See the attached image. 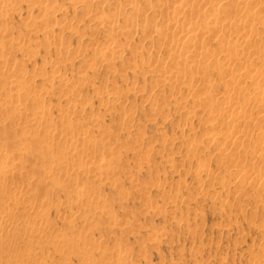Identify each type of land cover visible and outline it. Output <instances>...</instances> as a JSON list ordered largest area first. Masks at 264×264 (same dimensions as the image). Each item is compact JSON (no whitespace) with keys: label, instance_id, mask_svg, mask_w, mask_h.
Wrapping results in <instances>:
<instances>
[{"label":"rangeland","instance_id":"1","mask_svg":"<svg viewBox=\"0 0 264 264\" xmlns=\"http://www.w3.org/2000/svg\"><path fill=\"white\" fill-rule=\"evenodd\" d=\"M128 1L8 0L0 6V14H3V17L0 15V28L3 27L0 29V101L4 100L0 102V149L6 153L7 148L16 150L20 144L28 143L27 152L19 148V154L18 150H12L7 159L0 150V162L5 158L19 163L21 154V160L27 161L22 160L26 167L19 163L23 169L15 175L9 178L0 175V196L4 195L0 198V211L9 210L11 202L7 199L15 194L21 199L23 196V201L29 199L22 207H17L25 210H20L22 213L10 206L14 213L11 221L22 223L21 228L10 230L4 225L1 234L11 239L20 237L21 241L16 243L19 246L14 243L15 247L0 242V264L3 260H6L4 264H22V258L25 259L23 264L39 261L38 264H264L263 180L257 184L243 181V177L248 176L246 173L250 174V180L259 172L264 175V142L258 140L264 137V125L243 121L235 131L250 135L244 144L242 141L241 146L233 149L239 155L235 157L236 152L233 154L232 149L224 148L217 136H230L234 132L235 138L240 133L229 125L226 120L229 115L224 111L223 119H220L221 113L211 124L210 114H214L216 103L199 102L204 94H213L214 102L222 105L223 101L225 105L228 89L225 83L229 78L212 71L207 75L191 74L193 64L174 56L173 37L178 39L179 36H160L161 30L165 31L163 24L167 18L164 16L167 17L171 6L182 9L176 21H182L179 23L187 28H198L199 14L211 10L214 3L201 9L207 0H189L187 6L191 8L188 9L183 6L187 0L176 1V4L174 0H163L159 7L158 0ZM259 1L248 0L246 9L264 17V7H258ZM193 6H197L196 12H192ZM228 7L223 12L231 18L227 19L231 27L223 33L227 34L223 35L224 41H237L245 48L239 35L247 33L251 25L245 20L241 33L240 24L236 28L234 21L244 22L247 12L235 5ZM185 10L188 13L184 15ZM110 16L117 20L115 26L109 23ZM256 26L263 33L254 38L258 43L247 48V56L243 57L246 62L235 58L232 68L234 66L236 71L243 73L245 67L264 66V60H249L248 56L250 53L252 57L264 56V31ZM191 44L209 48L214 56L221 52L214 65L223 64L224 49H219L215 39ZM174 68L176 78L171 71ZM17 80L19 84L12 87ZM243 83L242 88L253 92L250 79L245 78ZM204 86L209 88V93H205ZM26 87L28 98L22 93ZM21 94L26 97H22L25 102ZM245 99L239 95L230 111L241 108ZM263 113L250 108L254 118H264ZM79 130L85 135L77 144L73 138ZM25 132L30 136L24 139ZM68 139L73 141L72 145L62 141ZM257 143L260 146L257 147ZM86 145L88 149L83 151ZM252 154L255 156L251 157ZM99 155H108L110 161L101 167L103 178L98 176L100 169L94 172L93 168H88L89 162L100 159ZM86 163L88 169L87 172L84 169V173ZM58 166L65 169L56 172L54 168ZM26 171L32 178L25 177ZM1 180L5 183L1 184ZM23 190V194H19ZM76 196L79 198L75 199ZM37 204L39 208H35ZM34 217L36 220L32 221ZM35 224L42 229L38 239L26 228ZM22 227L23 232H19ZM56 236L64 240L61 248L58 239V244L52 242Z\"/></svg>","mask_w":264,"mask_h":264},{"label":"bare ground","instance_id":"2","mask_svg":"<svg viewBox=\"0 0 264 264\" xmlns=\"http://www.w3.org/2000/svg\"><path fill=\"white\" fill-rule=\"evenodd\" d=\"M29 1V0H28ZM81 1V0H80ZM130 1H132V0H130ZM130 1H128V2H130ZM163 0H158L157 2H156V4L158 5V7L159 6H161V5H159V4H163L164 3V1L162 2ZM176 1H178L179 2V0H174V2L173 3H175ZM181 1V0H180ZM183 1V0H182ZM203 1V0H202ZM206 0H204V2H205ZM252 1V0H251ZM10 2V1H9ZM24 2V1H23ZM178 2H177V4H178ZM184 2H185V0H184ZM188 2H190L189 0H187L185 3V5H183L184 3L183 2H181L182 3V5L183 6H187L188 5ZM200 2H201V0H200ZM248 2V0H207L206 1V3H208V4H206V3H204V4H202V7H201V9L202 8H205V6L206 5H209V3L210 4H212V3H214V6H213V4H212V8H211V10L209 9L208 11H205L204 13H203V11H202V13H201V15L199 14V23L200 24H198L199 25V27H198V25L197 24H195L198 28H187V27H185L183 24H180L179 22H182V21H176V20H178V18L182 15V9H181V7L180 6H178V7H175V8H173L172 6V8L170 7V10L171 11H169L168 13H167V17L166 16H164L165 18H167V19H165L164 20V27H165V31H163V30H161L162 31V33L160 32V36H162V35H164L165 37H171V36H179V38L178 39H175L176 37H173V42L174 43H172V44H174L173 46H174V52H175V54H174V56H176L178 59H182V60H184V61H187L186 63H188V62H191L192 64H193V70L194 71H192L191 72V74H195L196 72H199V73H202V74H205V75H207V73L209 72V71H212V72H217L219 75H224V78H229L228 79V81H226V86H227V94H225L226 95V97L224 98V100H225V105H226V107H225V105H224V102L222 101V105H218L217 104V102H214V99H213V97H214V95L212 96V95H206L205 96V94H204V91H205V93L207 92V93H209L208 92V89L207 88H205V86H204V88H205V90L204 91H202V93L204 94H202L201 93V96L203 95L204 96V98L203 99H201L202 101H200L199 103H201V102H203V103H216L215 104V109H213L215 112H214V114H212L211 113V111H210V116H211V118H213V122H211V124H213L214 123V121L215 120H217V118H218V116H219V118H220V114H221V118L220 119H223V111L224 112H227L228 114L227 115H229L228 117H227V121H228V123H229V125L230 126H232V127H234L233 128V130L235 131H238L236 128H238V126H239V124L240 123H242L243 121L245 122V121H247L248 123H251V122H254V123H258V125H260V124H262L263 123V125H264V118H262L263 116H260V118L261 119H258V118H254L253 117V115H250V108H252V109H257V111L259 112V114L260 113H262L263 111H264V101H263V96H264V66L263 67H261V68H254V67H245L244 69H243V73L242 72H240V71H236L235 70V68H234V66H233V68H234V70H233V68H232V65L234 64V62L236 61V57H239V59H240V62L242 61H244V62H246L244 59H243V57H245V56H247V48H251V47H253L254 46V44L255 43H258V42H254V38L255 37H257L258 35L260 36V32L261 33H263L262 31H260L259 32V29L257 28L258 26H256V25H259V28H263V31H264V17H259V15L258 14H254V13H252L250 10H248V9H246L247 7H246V3ZM6 3H8V0H0V6H3V5H5ZM15 2H13V4H14ZM32 3V2H31ZM81 3V2H80ZM154 3V2H153ZM153 3H151V4H153ZM193 3H196V2H193ZM199 3V2H198ZM12 4V3H11ZM28 4V3H27ZM39 4V3H38ZM41 4V3H40ZM129 4V3H128ZM166 4V3H165ZM176 4V3H175ZM15 5V4H14ZM30 5V4H29ZM129 5H131V4H129ZM180 5V4H179ZM181 5V6H182ZM193 5H195V4H193ZM204 5V6H203ZM231 5H235V8L237 7L238 9H240V10H245L246 12H247V15L245 16V18H244V22H243V20H241V19H236L234 22H235V27L237 28L238 26H239V24H240V26L238 27L239 29V31H241V33H242V27H244L245 26V20H246V23H248V24H250L251 25V28L249 29V31L246 33L245 32V34H240L239 36H241L242 38V41L245 43H243L244 45H242V46H244L245 48H243V47H241V44L239 45L238 44V42L237 41H230V42H228V43H226L228 40H225L224 41V38H223V35L224 36H226L227 34V32L226 31H228L229 29H230V27H231V25H230V27L228 26V23L230 24V19L231 18H229L228 16H225V15H227V13L225 12V15H224V9H226L227 8V10H228V6H230V8H231ZM13 6V5H12ZM38 6V5H37ZM132 6H134V5H132ZM153 6H154V4H153ZM156 6V5H155ZM174 6V5H173ZM190 6V5H189ZM201 6V5H200ZM6 7V6H5ZM14 7L15 6H13V8L12 9H14ZM18 7V6H17ZM32 7H34V5L32 6ZM152 7V6H151ZM163 7V6H162ZM194 7V6H193ZM195 7H197V6H195ZM195 7H194V10H192V12L194 11V12H196L195 11ZM258 7H261V8H263L264 7V0H260L259 1V6ZM9 7L7 6V9H8ZM11 8V7H10ZM39 8H40V6H39ZM135 8V7H134ZM168 8V7H167ZM182 8H184V7H182ZM187 8H188V6H187ZM189 8H191V7H189ZM188 8V9H189ZM5 9V8H4ZM12 9H10V11L12 10ZM17 9V8H16ZM19 9V8H18ZM51 9H53V8H51ZM154 9V8H153ZM186 9V8H185ZM233 9V8H232ZM9 10V9H8ZM42 10V9H41ZM58 10V9H57ZM56 10V11H57ZM147 10V9H146ZM165 9H163V11H164ZM200 10V9H199ZM198 10V11H199ZM4 11H6V9L4 10ZM13 11H15L14 13H16L17 11L16 10H13ZM19 11V10H18ZM55 11V12H56ZM59 11V10H58ZM57 11V12H58ZM187 10H185L184 11V15H185V13H188V11L186 12ZM226 11V10H225ZM236 11V10H235ZM41 12H43V11H41ZM54 12V13H55ZM136 12V11H135ZM158 12V11H157ZM167 12V11H166ZM165 12V13H166ZM200 12V11H199ZM198 12V13H199ZM238 12H239V10H238ZM245 13V12H244ZM243 13V14H244ZM1 15V14H0ZM13 15V14H12ZM188 15L189 14H187V17L186 18H189L188 17ZM192 15H194V14H192ZM256 15H258V16H256ZM101 16V15H100ZM104 16V15H103ZM102 16V17H103ZM195 16H196V14H195ZM1 17H3V14L1 15ZM108 17V16H107ZM112 16H110V18H109V23L111 22V25L112 26H115V22L117 21L116 19V21L113 19V18H111ZM182 17H185V16H182ZM193 17V16H192ZM227 17V18H226ZM97 18V17H96ZM105 18V17H104ZM194 18V17H193ZM196 18V17H195ZM194 18V19H195ZM229 18V19H228ZM3 19V18H2ZM48 19V18H47ZM100 19V17L97 19V20H99ZM102 19V18H101ZM183 19V18H182ZM229 21H228V20ZM104 20V19H103ZM106 20V19H105ZM104 20V21H105ZM184 21L185 20H188V19H183ZM2 21V20H1ZM32 21V20H31ZM231 21H233V19L231 20ZM3 22H5V21H3ZM189 22H192V20H189ZM188 22V23H189ZM233 22V23H234ZM96 23V22H95ZM101 23V22H100ZM183 23V22H182ZM188 23H186V26H188ZM197 23V22H196ZM31 24V23H30ZM34 24V23H33ZM103 24V23H102ZM191 24V23H190ZM193 24V23H192ZM2 25H3V23H2ZM100 25V24H99ZM98 25V26H99ZM194 25V24H193ZM1 26V25H0ZM6 26V25H5ZM31 26V25H30ZM192 26V25H191ZM163 27V28H164ZM193 27V26H192ZM247 27V26H246ZM250 27V26H249ZM2 28V30H3V27H1ZM0 28V29H1ZM146 28V27H145ZM227 28H229V29H227ZM7 29V28H6ZM5 29V30H6ZM120 29H121V27H120ZM122 29H123V27H122ZM162 29V28H161ZM9 30V29H8ZM28 30V29H27ZM26 30V31H27ZM30 30V29H29ZM145 30V29H144ZM1 31V30H0ZM160 31V30H159ZM236 31V30H235ZM31 32V31H30ZM49 32V31H48ZM145 32V31H144ZM224 32H226L225 34H223ZM27 33V32H26ZM153 33V32H152ZM159 32H157V34H158ZM237 33H239V32H237ZM6 34V33H5ZM219 34H222V35H219ZM238 35V34H237ZM236 35V36H237ZM1 37H2V35H0ZM151 36V35H150ZM158 36H159V34H158ZM148 37H149V35H148ZM226 38V37H225ZM216 40V43H217V45L219 46V49L221 50V48H223L224 50H223V52H222V57H223V64L221 65L220 63H218V65H216V63L218 62L217 61V54H218V52H217V54H216V56H214L211 52H209V48H207L206 47V49L205 48H203V47H196V46H193L192 44H191V42L192 41H198V44L197 45H199V41H201V42H207V41H213V40ZM235 39V38H234ZM182 40H185V42H183ZM233 40V39H232ZM236 40V39H235ZM10 41V40H9ZM196 43V42H195ZM19 44V43H18ZM171 44V45H172ZM190 44V45H189ZM210 44V43H209ZM14 45V44H13ZM8 46V45H7ZM17 46V45H16ZM207 46V45H206ZM17 47H20V46H17ZM221 47V48H220ZM16 48V47H15ZM23 48V47H22ZM109 48V47H108ZM9 49V48H8ZM17 49V48H16ZM113 49V48H112ZM172 49V48H171ZM171 49H169L170 51H171ZM209 49V50H208ZM21 50V49H20ZM23 50V49H22ZM21 50V51H22ZM25 50V49H24ZM20 51V52H21ZM26 51V50H25ZM24 51V52H25ZM221 52H219V54H220ZM218 54V55H219ZM1 55V54H0ZM173 55V54H172ZM252 54L250 53L248 56H250L249 57V60L252 58L253 60L255 59V60H258V61H263L264 60V56L263 55H257L256 57H252L251 56ZM174 56H173V58H174ZM221 56V55H220ZM242 59V60H241ZM252 60V62L254 63V61ZM175 61V60H174ZM210 61V63H208ZM3 62V61H2ZM214 62H216L215 63V65H214ZM251 62V63H252ZM189 64V63H188ZM191 66V65H190ZM175 67H176V65H175ZM182 68H183V66H182ZM185 68V67H184ZM189 68V67H188ZM191 68V67H190ZM180 69V68H179ZM211 69V70H210ZM175 70V68L174 69H172L171 71H173V76H174V73L176 72V71H174ZM177 70H178V68H177ZM188 70V69H187ZM192 70V69H191ZM179 71V70H178ZM190 71V70H189ZM188 71V72H189ZM185 72V71H184ZM0 73H1V71H0ZM180 73V72H179ZM178 73V76L177 77H179L180 76V74ZM190 73V72H189ZM170 74H171V72H170ZM181 74H182V71H181ZM187 74V73H186ZM171 75V77H173ZM188 75V74H187ZM192 75V76H193ZM197 75V74H196ZM2 76V75H1ZM11 76V75H10ZM182 76V75H181ZM191 77V76H190ZM208 77V76H207ZM174 78H176V76H174ZM173 78V79H174ZM245 78L247 79H250L251 80V83H253L252 84V86H254V89H253V92H249L248 91V88H246V87H243V88H245V90L241 87V84L243 83V80H245ZM9 80V79H8ZM28 80H30V81H32L31 79H28ZM16 81V80H15ZM29 81V82H30ZM222 81V80H221ZM9 82V81H8ZM18 82V83H17ZM17 82H16V84L15 83H13V81H12V83H13V86L12 87H15V86H17V84H19V80H17ZM166 82V81H165ZM176 82V81H175ZM245 82V81H244ZM22 83V82H21ZM24 83V82H23ZM27 83V82H26ZM193 83V82H192ZM196 83V82H195ZM222 83V82H221ZM251 83H250V85H251ZM177 84V83H176ZM187 84V83H186ZM244 84V83H243ZM245 84H246V82H245ZM173 85V84H172ZM190 85V84H189ZM194 85V84H193ZM25 86V85H24ZM23 86V87H24ZM157 86H158V84H157ZM208 86V85H207ZM251 86V87H252ZM187 87H189V86H187ZM190 87H192L191 85H190ZM212 87V86H211ZM20 88H22L21 87V85L19 86V90H20ZM159 88V87H158ZM242 88V89H241ZM253 88V87H252ZM11 89H13V88H11ZM14 89H16V88H14ZM18 89H16V90H18ZM192 89H193V87H192ZM247 89V90H246ZM251 89V88H250ZM18 90V91H19ZM26 90H27V87H26V89L24 88V92H22V93H24V94H21V99L25 102V100H24V98H26L27 96H26ZM190 90V89H189ZM9 91H11V90H9ZM20 92V91H19ZM238 92V93H237ZM188 94H189V91H188ZM22 95H24V96H26V97H24V96H22ZM242 96L243 97V100L245 99V102H244V104H242V106H241V108H239V109H235L234 108V110L232 111V108H231V111H230V106L232 105V107H233V103H234V105L235 104H237V99H238V96ZM1 96V95H0ZM16 97H17V95H16ZM22 97H24V98H22ZM28 98V97H27ZM33 98V97H32ZM114 98V97H113ZM215 98V97H214ZM30 99V98H29ZM9 100H10V98H9ZM27 100V102H28V99H26ZM32 100V102H33V100L34 99H31ZM196 100H197V98H196ZM195 100V102H197ZM2 101H4L3 100V98H2V100L0 101V102H2ZM16 101V100H15ZM21 102L20 101V99H19V102H21V103H24V102ZM36 101V100H35ZM39 102V101H38ZM37 101L35 102V103H38ZM17 103V102H16ZM194 103V102H193ZM1 104H4V103H1ZM28 104H30L29 102H28ZM34 104V103H33ZM22 105H24V104H22ZM36 105V104H35ZM203 105V104H202ZM206 105V104H205ZM202 107V106H201ZM211 107V106H210ZM254 107V108H253ZM207 108H209V107H207ZM209 109H211V108H209ZM252 111V110H251ZM209 112V111H208ZM216 113L218 114V115H216ZM252 113V112H251ZM194 114V113H193ZM225 114V113H224ZM264 114V113H263ZM189 115V114H188ZM226 115V114H225ZM19 116H20V114H19ZM21 116H23L24 117V114L23 115H21ZM210 116L208 115V118H210ZM258 116V115H257ZM9 117H10V119H11V115L9 114ZM194 117V116H193ZM259 117V116H258ZM29 118V117H28ZM226 118V117H225ZM224 118V119H225ZM25 119V118H24ZM32 120H34L33 118H32ZM32 120H29L30 122L32 121ZM210 120V119H209ZM35 121V120H34ZM33 122V121H32ZM65 122H67V121H65ZM64 122V123H65ZM69 122V121H68ZM218 122H220V121H218ZM221 122H223L222 120H221ZM243 122V123H244ZM247 122H245V123H247ZM217 123V122H216ZM66 124V123H65ZM227 124V123H226ZM228 125V126H229ZM230 126H229V129H230ZM241 127V126H240ZM241 130V129H240ZM259 130H261V126H260V128H259ZM235 131V132H236ZM262 131V130H261ZM21 132V131H20ZM22 132H24V130H22ZM46 133L48 132V131H45ZM82 132V131H81ZM80 132V130H79V133H78V135H77V133H74L75 134V138H73V139H75V141H76V143H77V141L79 142V140H82L83 139V135H85V132L83 131V133H81ZM232 132V131H231ZM263 132H264V130H263ZM46 133H45V135H46ZM230 132L228 131V133L227 134H229ZM236 133H238V132H236ZM240 133V134H239ZM238 134V136L237 137H233L232 135H234V132H233V134L232 135H230V136H221V135H219V136H217L216 134V136L218 137V140L219 141H221V143L222 144H224L225 146H224V148L225 147H227L228 149H232L231 151L233 152V149H235V148H238V145H240L241 146V142L243 141V144H244V140L246 139H249V135L250 134H248V133H246V132H244V131H242V132H239ZM261 133V132H260ZM26 134H28V135H26ZM47 134H49V133H47ZM218 134V133H217ZM227 134H225V135H227ZM51 135V134H50ZM77 135V136H76ZM237 135V134H236ZM264 135V134H263ZM26 136H30L29 135V133L27 132H25V134H24V139L26 138ZM31 136H32V134H31ZM214 135H212V137H213ZM233 138H232V137ZM261 135L259 134L258 135V137H260ZM47 136H45V138H46ZM74 137V136H73ZM86 137V136H85ZM262 137V136H261ZM260 137V139H258V140H261V142L263 143L264 141H263V139H264V137H262L261 138ZM49 138H51V137H49ZM60 138V137H59ZM64 138V137H63ZM58 139V138H57ZM77 139V140H76ZM211 139H213V138H211ZM28 140H31V137H30V139H28ZM48 140H51V139H48ZM66 140V139H65ZM65 140H62V141H64V144H70V145H72V142L73 141H70L69 139L67 140V141H65ZM218 140H216V141H218ZM257 140V139H256ZM75 141H74V146H75ZM215 141V140H214ZM83 142V141H82ZM256 142V141H255ZM261 142H258V143H261ZM63 143V142H62ZM81 143V142H80ZM79 143V145H83V144H80ZM220 143V144H221ZM240 143V144H239ZM257 143V147L258 146H260V144H258ZM15 144V143H14ZM14 144L13 145H7V146H14ZM26 144H28V143H26ZM26 144L24 143V145H21L20 144V147L18 146L19 145V143L16 145V146H18V149H11V148H7V146H6V153L4 152V150H1V152H4L5 154H6V159H7V155H8V153H10L12 150L13 151H16L17 152V150L19 151V148H20V151L22 150H24V152H27L26 151V149L28 148L27 146H26ZM78 144V143H77ZM106 146L108 145V144H105ZM22 146V147H21ZM23 146L25 147L24 149H23ZM52 146V145H51ZM76 146H78V145H76ZM3 147H5V146H3ZM27 147V148H26ZM48 147H50V146H48ZM82 147V146H81ZM86 147H88L87 145L84 147V150L83 151H85V148ZM262 147H263V145H262ZM13 148V147H12ZM53 147H51V151L53 150L52 149ZM49 149V148H48ZM86 149H88V148H86ZM228 149H226L227 151H228ZM243 149V148H242ZM49 150V151H50ZM225 150V151H226ZM238 150V149H237ZM262 150H263V148H262ZM261 150V151H262ZM20 151H19V154H20ZM81 152H82V150H80ZM224 151V152H225ZM0 152V153H1ZM59 152V151H58ZM88 152V151H87ZM86 152V153H87ZM236 152V154H235V157H236V155H237V153H238V151H236V150H234V152H233V154ZM15 153V152H14ZM21 153H23V152H21ZM62 153H65V152H62ZM67 153V152H66ZM71 152H69V154H70ZM242 152H240V154H241ZM261 153V152H260ZM263 153H264V151H262V155H263ZM18 154V155H19ZM43 154V153H42ZM41 154V155H42ZM54 154V153H53ZM72 154H73V152H72ZM82 154H84V152L82 153ZM81 154V155H82ZM242 154H245V152L244 153H242ZM17 155V154H16ZM22 156H23V154H21ZM26 155V154H25ZM40 155V156H41ZM58 155V154H57ZM222 155V154H221ZM238 155H239V153H238ZM261 155V154H260ZM261 155V156H262ZM1 156V155H0ZM10 156V155H9ZM22 156H21V158H22ZM65 156H67L66 154H64V157ZM70 156V155H69ZM69 156L67 157V159L69 160ZM100 156V159H98V160H96V161H94V159H93V162H89V164L88 165H90V167H88L89 169H92L93 168V170L94 169H96L97 171L100 169L101 170V175L99 174V171L97 172L98 173V176H102V168L104 167L103 165H105L106 164V162H108V163H110V161H108L109 160V157H107L108 155H104V156H106V157H102L101 155H99ZM231 156V155H230ZM243 156V155H242ZM252 156H255L254 154H252L251 155V157ZM260 156V157H261ZM18 157H20V155L18 156ZM64 157H62V159L64 158ZM74 156H72V158H73ZM81 157V156H80ZM233 157V156H232ZM234 157V158H235ZM245 157H246V155H245ZM245 157H244V159H245ZM1 158V157H0ZM16 158H17V156H16ZM21 158H20V161L19 160H17V161H19V163H21V164H24L23 162H22V160H24V159H22L21 160ZM39 158V157H38ZM66 158V157H65ZM238 158V157H237ZM236 158V159H237ZM247 158V157H246ZM250 158V157H249ZM264 158V157H263ZM5 158L3 159L2 158V160H1V162H0V175H1V177L2 176H4V178H6V176H8V178L11 176V175H13L14 173L16 174V172L17 171H19V170H21V168L23 169V166L21 165V164H19V163H17V162H15V161H12V159H11V161H9V160H6ZM25 159H27V155L25 156ZM35 159V158H34ZM80 159V158H79ZM222 159H223V155H222ZM240 159V158H239ZM261 159H262V157H261ZM4 160V161H3ZM39 160V159H38ZM74 160V159H73ZM90 160H92V159H90ZM241 160V159H240ZM243 160V159H242ZM25 161V160H24ZM70 161H71V158H70ZM262 161H264V159L262 160ZM80 162V161H79ZM81 162H83V161H81ZM25 163H27V161H25ZM64 164V163H63ZM82 164V163H81ZM57 165V164H56ZM66 165V164H65ZM77 165H79V164H77ZM24 166H25V164H24ZM83 166V165H82ZM86 166H87V163H86V165H85V168H83V172H84V169H86ZM26 167V166H25ZM67 167V166H66ZM78 167V166H77ZM102 167V168H101ZM59 168V170L57 171V169ZM58 168H54L55 169V171L56 172H60V170H61V168H62V170L63 169H65V168H63V167H60V166H58ZM87 168V169H88ZM79 169V168H78ZM87 169L85 170V172H87ZM41 170H44V169H41ZM47 170H49V169H47ZM61 170V171H62ZM81 170H82V168H81ZM96 170H94V172L96 171ZM21 172V171H20ZM25 172V171H24ZM23 172V173H24ZM27 172V174H25V177H26V175H29V173H28V171H26ZM41 172V171H40ZM43 172H45V171H43ZM42 172V173H43ZM46 172H51V171H46ZM84 172V173H85ZM90 172H91V170H90ZM18 173V172H17ZM52 173V172H51ZM104 173V172H103ZM14 174V175H15ZM23 174V175H24ZM50 174V173H49ZM48 174V176H51V175H49ZM246 174H248V176L250 175L249 173H246ZM41 175V174H40ZM43 175V174H42ZM52 175H53V173H52ZM17 176H18V174H17ZM29 176H31V175H29ZM29 176H27V177H29ZM43 176H45V174L43 175ZM105 176V175H104ZM104 176H102V178L104 177ZM248 176L247 175H245L244 177H243V181H251V183H253V184H257L258 183V181L260 182V181H262L263 180V184H262V186L264 185V175H262L260 172L258 173V175L255 177V178H252L251 180H250V177L248 178ZM20 177V176H19ZM24 177V178H25ZM46 178H47V176H45ZM224 177V176H223ZM241 177V176H240ZM3 178V177H2ZM2 178H0V179H2ZM29 178H32V176L31 177H29ZM45 178V179H46ZM49 178V177H48ZM11 179V178H10ZM26 179V178H25ZM44 179V180H45ZM5 180V182H6V180H8V179H4ZM4 180H1L2 181V183L1 184H3V182H4ZM248 181V182H249ZM4 182V183H5ZM230 182V181H229ZM241 182V181H240ZM11 183V182H10ZM244 183V182H243ZM244 184H246V183H244ZM243 184V185H244ZM260 184V183H259ZM19 185V184H18ZM62 185V184H61ZM27 186H29V185H27ZM32 186H33V184H32ZM13 187V186H12ZM32 188V190H33V187H31ZM17 189H19V187L18 188H16V190ZM22 189H26V188H22ZM21 189V190H22ZM30 189V188H29ZM29 189H27L28 190V192H29ZM15 190V189H14ZM15 190V191H16ZM14 191V192H15ZM31 191V190H30ZM23 192H24V190L22 191V193L21 192H19V194H23ZM15 193H17V191L15 192ZM218 194V193H217ZM7 195V194H6ZM13 195V194H12ZM22 196V195H21ZM3 197H4V195L3 196H0V198H2L3 199ZM6 197V196H5ZM25 197H26V195L24 196V200H25ZM81 197V196H80ZM77 198V196L75 197V199ZM78 198H79V196H78ZM77 198V199H78ZM8 201H10L11 203H9V204H11V205H13V207L16 209V210H14V211H17V209H19L18 211L19 212H21L22 213V211H23V209H21V208H17L19 205H20V207H22L25 203L24 202H26L27 200H29L28 198H27V200H25V201H23V196H22V199L21 198H19L18 196H16V194L14 195V197L12 196V197H10V198H8L7 199ZM5 202H7L6 201V199L4 200ZM40 201H41V199H40ZM75 201V200H74ZM28 202H30V201H28ZM32 202V201H31ZM35 202H37V201H35ZM42 202V201H41ZM76 202V201H75ZM5 204V203H4ZM8 204V203H7ZM27 204V203H26ZM31 204V203H30ZM33 204V203H32ZM31 204V205H32ZM36 204V203H35ZM39 204V203H38ZM36 205L35 206V208H39L40 206V204L39 205ZM11 205H9V210L7 211V210H5V208L3 209V211H2V209H1V211H0V242H2V243H5V244H9L10 245V247H11V245H13L14 243L16 244V243H20V241L21 240H19V238L17 239L16 237H13V238H16V239H11V236H9V238H6L4 235H2L3 233L2 232H4V230H3V227L5 228V226L7 227V228H10V230L12 229V230H17V229H19V228H21V225L20 224H22V223H20V224H17L15 221H11V218H12V216L14 215V213H13V211H11L10 210V206ZM41 205H42V203H41ZM46 205V204H45ZM47 205H48V203H47ZM26 206V205H25ZM33 206H34V204H33ZM37 206H39V207H37ZM43 206V205H42ZM12 208V207H11ZM30 208V207H29ZM46 208V207H45ZM42 209H43V207H42ZM13 210V209H12ZM20 210H22V211H20ZM30 210H31V208H30ZM44 210V209H43ZM25 211V210H24ZM23 211V212H24ZM36 212V211H35ZM34 213V212H33ZM39 213V212H38ZM42 213V212H41ZM41 213H40V215H41ZM87 213V212H86ZM88 213H89V211H88ZM16 214V216L15 217H17L18 215V213L16 212L15 213ZM24 214V213H23ZM19 215H20V213H19ZM24 215H26V213L24 214ZM29 215V214H28ZM33 215V214H32ZM38 215V214H37ZM49 215V214H48ZM84 215V214H83ZM45 217H46V214L44 215ZM82 216V215H81ZM80 216V217H81ZM85 216V215H84ZM88 216V215H87ZM87 216H85V217H87ZM35 217H37V216H35ZM35 217H34V219L32 220V221H34V220H36L35 219ZM40 217V216H39ZM20 218H21V216H20ZM33 218V217H32ZM16 219V218H15ZM25 219H27L26 217H25ZM39 219V218H38ZM46 219H47V217H46ZM46 219H44V224H45V222H46ZM40 220V219H39ZM17 221H18V219H17ZM25 221H27V220H25ZM41 221H42V219H41ZM51 221V220H50ZM28 222H29V220H28ZM31 222V221H30ZM19 223V222H18ZM26 223V222H25ZM49 223V222H48ZM27 224V223H26ZM30 224H32V222L30 223ZM33 224H34V222H33ZM5 225V226H4ZM43 225V224H42ZM45 225H47V223L45 224ZM26 226V225H25ZM36 226V227H35ZM35 226H33V225H31V227H26V228H30L29 229V232L31 233V234H33V236L34 235H37V236H35V237H37V239L38 238H40L39 237V234H41L42 235V229H38L37 228V225L35 224ZM44 226V225H43ZM42 226V227H43ZM48 226H49V224H48ZM47 226V227H48ZM23 227H24V225H23ZM23 227H22V231H19V232H23ZM41 227V228H42ZM50 229V228H49ZM24 230H25V227H24ZM46 228H45V232H46ZM7 231H8V229H7ZM6 231V232H7ZM18 231H16V232H18ZM43 231H44V229H43ZM25 232V231H24ZM28 232V233H29ZM45 232H44V234H45ZM2 233V234H1ZM29 233V234H30ZM6 234V233H5ZM17 234V233H16ZM48 235V234H47ZM56 235V234H55ZM58 235V234H57ZM32 236V235H31ZM49 236V235H48ZM60 236V235H59ZM30 237V236H29ZM52 237H55V236H52ZM61 237H62V235H61ZM66 237V236H65ZM43 238H44V236H43ZM67 238V237H66ZM21 239H23V237L21 238ZM25 239V238H24ZM48 239H49V237H48ZM55 239V238H54ZM57 239L59 240V238L56 236V240H54V241H52V242H55V241H57ZM62 239V238H61ZM69 239V238H68ZM67 239V240H68ZM74 239V238H73ZM72 239V240H73ZM76 239V238H75ZM74 239V241H76ZM32 240V239H31ZM51 240H53L52 238H51ZM67 240H65V241H67ZM69 240H71V239H69ZM27 241V240H26ZM47 240H45V242H46ZM60 241V240H59ZM77 241H79V240H77ZM84 241V240H83ZM36 242H37V240H36ZM52 242H51V244H52ZM62 242H64V240L62 239L61 241H60V243H61V245H57L58 247H60L61 248V246H62ZM68 242H71V241H68ZM25 243V242H24ZM23 243V244H24ZM32 243V242H31ZM43 243H44V241H43ZM30 244V243H29ZM56 244V243H55ZM57 244H58V241H57ZM67 244L68 243H66V246H67ZM0 245H1V243H0ZM18 244H16V246H17ZM33 245H34V243H33ZM38 245V244H37ZM54 245V244H53ZM65 245V244H64ZM2 246H3V244H2ZM8 246V245H7ZM19 246V245H18ZM35 246V245H34ZM3 247H5V246H3ZM12 247H15V245H13ZM38 247V246H37ZM69 247H71L70 245H69ZM7 248V247H6ZM68 248V247H67ZM29 249H30V247H29ZM12 250V249H11ZM14 250V249H13ZM59 250V249H58ZM62 250V249H61ZM4 251V249H2V252ZM63 251V250H62ZM9 252V251H8ZM8 252H6V253H8ZM86 252V251H85ZM91 252V251H90ZM90 252H89V254H90ZM4 253V252H3ZM0 254H1V251H0ZM13 254H15V252L13 253ZM30 253H28V256H30L29 255ZM34 254V253H33ZM86 254H87V252H86ZM20 255V254H19ZM25 255V254H24ZM23 255V256H24ZM82 255H83V253H82ZM84 255H85V253H84ZM90 255H92V254H90ZM32 256V255H31ZM30 256V257H31ZM86 256V255H85ZM87 256H89L88 254H87ZM17 257V256H16ZM20 257L22 258V254L20 255ZM25 257V256H24ZM83 257V256H82ZM13 258V257H12ZM19 258V257H18ZM26 258V257H25ZM29 258V257H28ZM4 259V258H3ZM14 259H16L15 257H14ZM25 259H21V262H22V264H23V261H24ZM30 260V259H29ZM6 260H3L2 261V264H4V262H5ZM11 261V260H10ZM8 262V261H7ZM18 262V261H17ZM25 262V261H24ZM38 263H40V261L38 262ZM37 263V264H38ZM45 263V262H44ZM7 264H12V262L11 263H7ZM15 264V263H14ZM32 264H34V262H32ZM43 264V263H42Z\"/></svg>","mask_w":264,"mask_h":264}]
</instances>
